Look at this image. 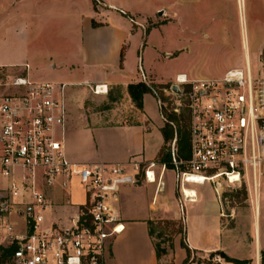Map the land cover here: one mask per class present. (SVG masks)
Here are the masks:
<instances>
[{
  "label": "built area",
  "instance_id": "obj_1",
  "mask_svg": "<svg viewBox=\"0 0 264 264\" xmlns=\"http://www.w3.org/2000/svg\"><path fill=\"white\" fill-rule=\"evenodd\" d=\"M28 69V64L0 66V256H6L5 264H106L109 240L124 228L112 202L129 176L126 165L133 171L131 181L143 168L145 180L155 182L157 163L141 166L134 157L126 165L71 161L64 146L67 85L34 79ZM174 84L180 93L170 92L186 100L190 144L183 161L175 158L176 139L171 142L177 180L210 182L221 212L223 186L243 189L251 210L258 211L264 181V76L253 77L245 66L220 78L178 73ZM92 91L107 93V85L96 84ZM175 103L178 112L182 100ZM159 165L161 175L166 167ZM72 184L82 189L83 201L69 203L74 211L66 222L50 219L58 205L48 190ZM182 191V201L194 200V194L186 197Z\"/></svg>",
  "mask_w": 264,
  "mask_h": 264
},
{
  "label": "crops",
  "instance_id": "obj_2",
  "mask_svg": "<svg viewBox=\"0 0 264 264\" xmlns=\"http://www.w3.org/2000/svg\"><path fill=\"white\" fill-rule=\"evenodd\" d=\"M104 1L108 6L114 8L107 11L110 22L106 21V16H103V19H100L102 15L100 18L97 17L99 13L94 11L92 0H0V48H2L3 40L7 35L13 40L19 39L20 46H22V48L19 46L18 56L7 59L0 56V66L28 64L30 77L40 79L36 73L43 70L47 77L43 80L67 85L65 89L67 120L64 146L66 156L71 161L77 163L110 162L126 165L129 158L134 157L141 162V166H145L150 161H157L158 153L163 145L160 129L164 125V119L160 107L159 112L162 118V126L159 127L160 141L156 145L153 142L150 149V146L140 145L138 131L137 140L130 139L127 133L122 131H129L132 126H141L142 123L145 125L146 132L152 129L150 120L143 113V107L138 109L127 93L128 83L138 82L141 79L121 83L119 80L108 77L109 72L115 73L117 69L118 71L124 70V66L123 69L120 68V54L124 47L123 62H126L127 52L129 53L131 48V39L138 34V32H132L130 21L123 11L132 14L139 11L130 10L126 3L120 0ZM40 39L45 45L42 46L39 42ZM140 43H136L138 52H140ZM75 77L80 79H73ZM101 82L106 85L110 83L123 85L124 94L129 97V111H135L134 115L132 113L133 118H117L113 109L106 110L107 114L89 113L105 117L109 119L107 123L115 125L104 128L106 133L99 136V142L94 150L86 153L81 150L72 152L70 131L68 139L66 138L67 129L72 120L71 111L76 103L78 104L80 95L87 91L88 85L92 86ZM81 83L86 84L83 85L84 88H72L75 84L79 86ZM72 97L76 98L77 102L71 100ZM144 140L148 141V137L144 136ZM159 164L158 168L154 169L155 182L145 180L142 168L132 181H125L118 185L112 203L124 228L109 240L106 264H158L156 242L153 239V233L151 234L149 230V221L155 219L171 221L183 219L184 221V241L182 242L179 237L173 239L177 254L173 259V264L180 263L187 256V250L182 244H185L193 254L220 251L231 258L251 260V264H259L260 250L264 243L261 240L256 219L253 220L254 237L252 239L247 232L240 228L241 220L235 210L221 212L215 191V196L206 195L205 184L191 183L193 186L188 188L193 190L195 198L193 201H182L181 191L179 197L176 195L177 178H174V186L171 185L167 189L164 177L168 169L165 168L160 175L161 165ZM126 166L128 175L131 176L133 171L129 165ZM158 180H161L160 186H157ZM151 188L152 201L156 194L167 193L166 202L161 204L156 211H154L155 207L152 201L148 207L145 205L144 208L142 207ZM62 190L59 186L48 190L50 199L58 205L55 213L49 218L64 223L68 213L74 211V208L59 203L63 195ZM185 204L188 205V213L181 209ZM63 207H68L70 211L67 214H61L58 210ZM138 212L143 216L138 215ZM247 245L251 250L244 255L243 248ZM238 246L240 249H237Z\"/></svg>",
  "mask_w": 264,
  "mask_h": 264
},
{
  "label": "rangeland",
  "instance_id": "obj_3",
  "mask_svg": "<svg viewBox=\"0 0 264 264\" xmlns=\"http://www.w3.org/2000/svg\"><path fill=\"white\" fill-rule=\"evenodd\" d=\"M120 1L126 3L130 10L139 11L133 14L123 11L130 21L132 32H138V34L131 39V48L129 53L127 52L126 62L122 61V64H120V68L124 66V70L118 71L117 69L115 73L109 72L108 77L119 80L121 83L141 79L149 85L157 87L159 91L161 88L158 85L165 84L168 88L162 92L165 96L170 95L169 100L175 104V96L171 94L169 87L175 83L174 77L177 73H185L190 79H199L220 78L231 68L245 70L246 51L242 47V29L245 30L248 39L247 56L250 62L251 75L253 77L264 76V0H243L240 11L237 0ZM92 2L94 11L99 13L97 17L100 18V15H102L100 19H103V16H106V21L110 22L107 11L114 8L108 6L104 0H92ZM3 41L0 56L4 59L18 56L17 52L22 48L19 39L13 40L7 35ZM39 42L42 46L45 45L42 39ZM136 43L141 44L140 52L137 51L138 46H136ZM123 53L124 47L122 49ZM28 74H30V69H28ZM36 75L40 79H47L46 72L43 70L38 71ZM170 77L172 80L169 79ZM73 79L80 78L75 77ZM83 85L86 84L81 83L79 86L75 84L72 88L81 89L84 88ZM94 85L96 84L88 85L87 91L80 97L78 96V104L76 103L74 111H71L72 120L70 127L67 129L66 138L68 139L70 131L72 152L81 150L86 153L94 150L99 142V136L106 133L104 128L115 125L107 123L109 119L105 117L89 113L107 114L106 110L113 109L117 118L132 119L133 112H135L129 111V97L124 94L123 85L110 83L107 85V93L104 94H95L92 91ZM154 93L152 91L145 93L142 106L144 115L152 124V129L146 132L145 125L142 123L141 126H132L129 131L122 130L127 133L130 139L134 140L139 137L138 131L140 145L145 144V147L150 146V149L153 142L156 145L160 141L159 127L162 126L159 104ZM71 100L77 102L74 97ZM167 101L164 102L165 106H168ZM120 126L122 125L120 124ZM122 135L125 136V134ZM144 136L148 137V141L144 140ZM171 142L168 143L169 146ZM156 163H160L158 159ZM158 164L155 168H158ZM166 169L168 171L164 181L167 183V189H169V186H174L176 170L168 167ZM177 182L178 184L175 183V190L178 197L180 196L181 187L193 186L191 183H181L178 180ZM223 187L225 191L231 192V194H234L237 190L234 187H226L225 185ZM149 190L150 193L148 191L147 198L142 203L143 208L144 205L148 207L151 204L152 188ZM205 190L207 196H215L214 187L210 182L205 183ZM62 191L63 195L59 203L64 206L69 207V203L82 202L84 199L83 191L77 184H72ZM166 194L162 193L154 196L152 201L155 207L154 211L166 202ZM223 201L224 211L235 210L241 220L239 222L240 228L247 232L252 239L254 237L253 220L256 219L261 240L264 243V181L256 216L247 201L246 192L235 197L227 196ZM68 207L60 208L58 211L61 214H67L70 211ZM181 209L187 213L189 211L187 204L182 206ZM137 214L143 216L142 213L138 212ZM168 221L167 219H155L153 221V239L160 245L161 256L158 264H173V259L177 256L173 239L179 237L183 242L185 237L183 219L177 220L175 224ZM178 230L181 231L178 232ZM237 249H240L239 246ZM243 250L244 255H246L251 249L247 245L244 246ZM218 258L221 262H229L220 251L197 254L187 252V256L178 264H191L193 262L196 264H215V260ZM248 263L251 264L252 261L250 260ZM259 264H264V245L260 250Z\"/></svg>",
  "mask_w": 264,
  "mask_h": 264
},
{
  "label": "trees",
  "instance_id": "obj_4",
  "mask_svg": "<svg viewBox=\"0 0 264 264\" xmlns=\"http://www.w3.org/2000/svg\"><path fill=\"white\" fill-rule=\"evenodd\" d=\"M93 25L95 23L93 22ZM123 61V54L121 52L120 54V64H122ZM161 90H157V87H153L152 85H149L148 83L140 80L138 82H131L128 83L127 85V93L129 97L131 98L132 102L138 109H142V99L143 95L147 92H155L154 94L157 96V99L160 104V112L161 115L163 116L164 119V125L162 126L161 134L163 137V145L158 153V161L162 164L165 165V167L168 168H175L173 165V157L170 153V146L169 142H171L174 138L175 144H176V159L177 160H183L186 161L189 158L190 155V144H189V132H188V114H187V109L185 106V98L183 96H175V94H172L175 96V102L176 98H180L182 100V107H180L178 112L174 111V108L176 106V103L173 104L171 100L170 95H164L162 92L164 89L168 88L165 84H160L158 85ZM170 88V87H169ZM154 89V91H153ZM168 100V101H167ZM168 102V106L164 105V102ZM171 105V106H170ZM181 168H184V166L181 165ZM243 189H237L234 194L228 193L227 191L223 192V198H226L227 196H238L239 194H244ZM168 222L175 224L176 221H171L169 220ZM149 230L150 233L152 234L154 232L153 228V221H149ZM181 230H178L180 232ZM184 233H185V224H184ZM182 244V243H181ZM183 247L186 248L187 252L189 253L190 251L187 249L185 244H182ZM155 249H156V255L157 258H160V245L155 243ZM221 254L227 258V260L231 263L234 264H247L248 260H239L236 258H231L228 255H226L224 252H221ZM7 261L6 256H0V264H5Z\"/></svg>",
  "mask_w": 264,
  "mask_h": 264
},
{
  "label": "bare ground",
  "instance_id": "obj_5",
  "mask_svg": "<svg viewBox=\"0 0 264 264\" xmlns=\"http://www.w3.org/2000/svg\"><path fill=\"white\" fill-rule=\"evenodd\" d=\"M238 1V8H239V11H240V7H242V4H243V0H237ZM241 40H242V47L243 49L246 51V57H245V66L248 67L249 71H250V63H249V58L247 56V50H248V39H247V35H246V32L244 29H242V37H241ZM150 178H152V175L150 173ZM194 179H199L200 176H193ZM183 194L186 196V197H189V196H194V192L193 190L189 189V188H186V187H183ZM259 197H260V193L258 195V198H257V201H259ZM258 205V204H257ZM258 209H259V205H258ZM254 215L256 216L257 215V211L254 210L253 211Z\"/></svg>",
  "mask_w": 264,
  "mask_h": 264
},
{
  "label": "water",
  "instance_id": "obj_6",
  "mask_svg": "<svg viewBox=\"0 0 264 264\" xmlns=\"http://www.w3.org/2000/svg\"><path fill=\"white\" fill-rule=\"evenodd\" d=\"M170 90L173 92V93H176V94H179L180 93V90H179V87L176 85V84H171L170 85ZM125 181H128L130 182L131 181V178L128 176V177H125L121 180V182H125Z\"/></svg>",
  "mask_w": 264,
  "mask_h": 264
}]
</instances>
